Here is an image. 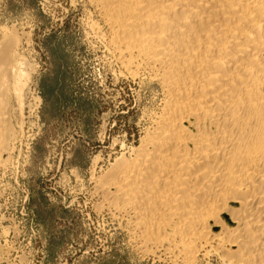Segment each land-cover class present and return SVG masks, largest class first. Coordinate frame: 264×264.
Wrapping results in <instances>:
<instances>
[{"label": "bare ground", "instance_id": "6f19581e", "mask_svg": "<svg viewBox=\"0 0 264 264\" xmlns=\"http://www.w3.org/2000/svg\"><path fill=\"white\" fill-rule=\"evenodd\" d=\"M70 1L119 75L149 88L139 143L92 171L95 208L141 255L264 264V0ZM5 27L0 172L31 77L22 33Z\"/></svg>", "mask_w": 264, "mask_h": 264}, {"label": "rangeland", "instance_id": "374dc122", "mask_svg": "<svg viewBox=\"0 0 264 264\" xmlns=\"http://www.w3.org/2000/svg\"><path fill=\"white\" fill-rule=\"evenodd\" d=\"M84 14L70 0H0V37L5 26L22 33L31 76L22 136L0 172V264H171L134 250L95 208L92 171L139 143L150 97L86 37Z\"/></svg>", "mask_w": 264, "mask_h": 264}]
</instances>
